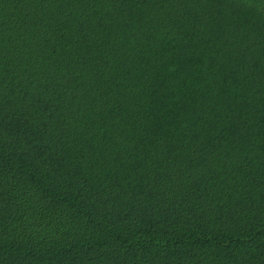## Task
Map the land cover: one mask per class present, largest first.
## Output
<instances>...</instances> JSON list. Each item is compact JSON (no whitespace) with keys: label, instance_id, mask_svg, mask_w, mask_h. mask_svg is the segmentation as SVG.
I'll list each match as a JSON object with an SVG mask.
<instances>
[{"label":"trees","instance_id":"16d2710c","mask_svg":"<svg viewBox=\"0 0 264 264\" xmlns=\"http://www.w3.org/2000/svg\"><path fill=\"white\" fill-rule=\"evenodd\" d=\"M0 264H264V0H0Z\"/></svg>","mask_w":264,"mask_h":264}]
</instances>
